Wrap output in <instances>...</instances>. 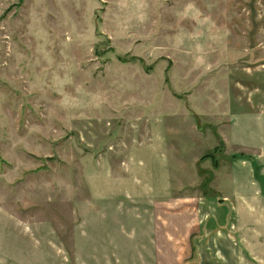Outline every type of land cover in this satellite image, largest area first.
Masks as SVG:
<instances>
[{
    "label": "rangeland",
    "instance_id": "rangeland-1",
    "mask_svg": "<svg viewBox=\"0 0 264 264\" xmlns=\"http://www.w3.org/2000/svg\"><path fill=\"white\" fill-rule=\"evenodd\" d=\"M0 264H264V0H0Z\"/></svg>",
    "mask_w": 264,
    "mask_h": 264
}]
</instances>
